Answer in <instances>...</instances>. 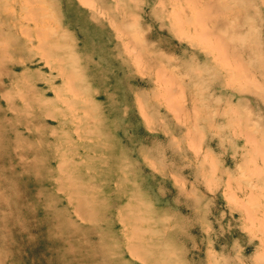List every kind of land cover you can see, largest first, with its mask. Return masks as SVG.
<instances>
[{"label":"rangeland","instance_id":"obj_1","mask_svg":"<svg viewBox=\"0 0 264 264\" xmlns=\"http://www.w3.org/2000/svg\"><path fill=\"white\" fill-rule=\"evenodd\" d=\"M197 1L0 0V264H264V0Z\"/></svg>","mask_w":264,"mask_h":264},{"label":"bare ground","instance_id":"obj_2","mask_svg":"<svg viewBox=\"0 0 264 264\" xmlns=\"http://www.w3.org/2000/svg\"><path fill=\"white\" fill-rule=\"evenodd\" d=\"M26 1V0H25ZM28 1V0H27ZM192 1V0H191ZM195 1H197V0H195ZM238 1V0H237ZM186 2H187V0H186ZM209 2V1H208ZM211 2H213V1H211ZM196 2H192L191 4H195ZM191 4H190V9H192L191 8ZM197 4H198V1H197ZM207 5H208V7L210 6L208 3H206ZM206 4H205V6H206ZM211 4V3H210ZM173 6V5H172ZM204 6V8H206L207 9V6L205 7ZM212 6H213V3H212ZM211 6V7H212ZM181 7V6H180ZM213 7H215V6H213ZM218 6H216V8H217ZM98 8V7H97ZM195 8V7H194ZM203 8V9H204ZM237 8V7H236ZM209 9H210V7H209ZM214 9V8H213ZM213 9H211V11L213 10ZM13 10V9H12ZM198 10V9H197ZM208 10V9H207ZM218 10V9H217ZM216 10V11H217ZM34 11V10H33ZM33 11H31V12H33ZM51 11V10H50ZM14 12V11H13ZM45 12V11H44ZM176 12V11H175ZM197 12V14H198V12H199V10L198 11H196ZM200 12H202V11H200ZM200 12H199V14L197 15V16H200L201 14H200ZM213 12H214V10H213ZM33 13H35V11L33 12ZM36 13H37V11H36ZM185 13V12H184ZM184 13H183V16H184ZM190 13V12H189ZM212 13V12H211ZM216 13V12H215ZM131 14V13H130ZM178 14V13H177ZM177 14H175V15H177ZM186 14V13H185ZM208 14V13H207ZM206 14V15H207ZM213 14V13H212ZM211 14V15H212ZM30 15H31V13H30ZM189 16L187 17V15L184 17V20L185 19H187V18H189L190 17V14H188ZM31 16H33V14L31 15ZM35 16V15H34ZM39 16V15H38ZM178 16V15H177ZM208 16V15H207ZM207 16H206V18H207ZM132 17H133V15H132ZM136 17V16H135ZM187 17V18H186ZM209 17V16H208ZM56 18V17H55ZM201 16L199 17V19H200V21H201ZM215 18V17H214ZM203 19V18H202ZM190 20H191V17H190ZM206 20V19H205ZM37 21V20H36ZM197 21V20H196ZM199 21V20H198ZM197 21V22H198ZM131 22V21H130ZM134 22V21H133ZM133 22H131L130 23V26H131V29L132 30H134V29H136V28H138V25H137V23L136 24H134ZM176 22H179V21H176ZM183 22V21H182ZM181 22V23H182ZM185 22H186V20H185ZM187 22L189 23V19H187ZM191 23V22H190ZM205 23V22H204ZM203 23V24H204ZM187 24V23H186ZM193 24V23H192ZM203 24L201 23L200 25H202L203 26ZM178 27H179V24L177 25ZM182 26V25H181ZM177 27V28H178ZM203 27H205V26H203ZM41 28V27H40ZM207 30V32L205 33V35L207 34H209L210 32H209V30H208V28L207 27H205ZM202 29V28H201ZM182 30V29H181ZM181 30H180V32H181ZM52 32V31H51ZM53 32H55L54 30H53ZM198 33L199 32H201V31H197ZM41 33V32H40ZM202 33V32H201ZM211 34V36L213 35V33L211 32L210 33ZM218 34V33H217ZM233 34V33H232ZM44 35V34H43ZM46 35V34H45ZM44 35V36H45ZM62 35V34H61ZM215 35V34H214ZM235 35V34H234ZM202 36V35H201ZM216 36V35H215ZM187 37V36H186ZM213 37V36H212ZM252 37H253V35H252ZM257 37V36H256ZM44 38V37H43ZM215 38H217V46H219V45H222L221 44V42L220 43H218L219 41H222L223 42V40H225V39H223V40H219L218 38H219V36L217 37H215ZM214 38V39H215ZM221 38V37H220ZM224 38V37H223ZM203 39V38H202ZM205 39V38H204ZM247 39H249V37L247 38ZM255 39H257V38H255V37H253V41L255 40ZM208 40H210L209 38H207V41ZM219 40V41H218ZM245 41H246V39H244ZM214 41V40H213ZM215 41H216V39H215ZM247 41H249V40H247ZM246 41V42H247ZM64 43H66V42H64ZM208 43H210V41H208ZM227 43V42H226ZM248 44H249V42H248ZM210 46H213V45H211V44H209ZM225 46H226V44H224ZM224 45H222V46H224ZM228 45V48H229V43L227 44ZM63 47H66V48H68V45H67V43L66 44H64L63 45ZM249 47V46H248ZM255 47H257V45H255ZM213 48H215V44H214V46H213ZM230 48H231V46H230ZM229 48V49H230ZM243 48H244V46H243ZM253 48H254V45H253ZM234 49V48H233ZM216 50V49H215ZM242 50V49H241ZM238 51V50H237ZM215 52H217V51H215ZM258 52V51H257ZM45 53H46V51H45ZM234 53H236V51L234 52ZM231 54H233V52H231ZM264 54V53H263ZM46 55H47V53H46ZM230 55V54H229ZM237 55H239V53L237 54ZM258 55V54H257ZM237 57V56H236ZM258 57V56H257ZM55 59H56V57H55ZM138 59V58H137ZM262 59V58H261ZM259 61V60H258ZM140 64V63H139ZM260 65V64H259ZM162 69V68H161ZM162 72H163V70H162ZM168 73V72H167ZM67 75V74H66ZM65 75V76H66ZM70 75V74H69ZM171 75V74H170ZM169 75V76H170ZM234 75H236V73H234ZM68 76V75H67ZM237 76H239V75H237ZM71 77V76H70ZM65 78H67V79H69L68 77H65ZM173 78V77H172ZM236 78H238V77H236ZM71 79H72V77H71ZM235 78H233V80H234ZM171 80V79H170ZM172 80H174V79H172ZM171 80V81H172ZM232 80V79H231ZM236 80V79H235ZM234 82V81H233ZM232 82V83H233ZM173 83V82H172ZM251 83H253V85L255 84L256 85V83H254V81L253 82H251ZM258 84V83H257ZM71 85V84H70ZM258 86L259 87H261L260 89H258V90H261L262 89V86L261 85H259L258 84ZM257 89V88H256ZM242 90V89H241ZM263 90H264V88H263ZM262 90V91H263ZM181 92H182V90H181ZM260 93V92H259ZM182 94V93H181ZM264 94V93H263ZM183 97L182 98H184V94L182 95ZM255 98V97H254ZM86 101V100H85ZM84 101V102H85ZM247 102V104L245 105V106H247V105H250V104H248V101H246ZM226 103V102H225ZM229 103V102H228ZM231 104V103H230ZM229 105V104H228ZM230 106V105H229ZM197 107V106H196ZM201 107V106H200ZM246 108V107H245ZM234 109H235V107H234ZM233 108H231L230 110H234ZM122 110H124V105L122 106ZM193 110H196V109H193ZM236 110V109H235ZM222 111V110H221ZM183 112V111H182ZM194 112H196V111H194ZM238 112V111H237ZM250 112V111H249ZM232 113V112H231ZM236 112L234 111L233 112V114H235ZM194 115L196 114V113H193ZM239 114V113H238ZM184 115V114H183ZM194 115H193V117H194ZM197 116V115H196ZM230 116V115H229ZM234 117V116H233ZM194 119V118H193ZM238 119V118H237ZM246 119V118H245ZM213 120V119H212ZM239 120H240V118H239ZM258 120V119H257ZM193 121V120H192ZM247 121H248V117H247ZM178 122V121H177ZM194 122V125L192 124V127H193V129H194V127H195V121H193ZM245 122V121H244ZM192 123V122H191ZM250 125H251V123H250ZM210 126V125H209ZM213 125H211V127H212ZM214 127V126H213ZM196 128V127H195ZM251 128H253V126L251 127ZM214 129V128H213ZM254 129H255V127H254ZM199 130V129H198ZM247 130H249V129H247ZM258 130V129H257ZM194 131H196V132H198L197 130H195L194 129ZM264 130H262V132H263ZM192 132H193V130H192ZM249 132V131H248ZM250 134H251V132H250ZM255 138V137H254ZM200 139H202V138H200ZM261 140V139H260ZM262 141V140H261ZM261 143V142H260ZM263 143V142H262ZM262 145V144H261ZM258 146V148H256V149H260L259 148V146H260V144L259 145H257ZM261 150H264V147H262L261 148ZM257 151V150H256ZM263 152L264 151H262V153L261 154H263ZM256 153V152H255ZM260 154V155H261ZM258 155H259V153H258ZM264 163V162H263ZM212 164V163H211ZM211 164H210V166H211ZM260 166H258L257 168H258V170L259 171H256V172H260V168H259ZM264 166L262 165V168H263ZM212 167H210V169H211ZM215 169V168H214ZM256 170V169H255ZM263 170V169H262ZM209 171V170H208ZM263 171H261V175L262 174H264V172L262 173ZM212 173V172H211ZM253 173V172H252ZM213 174H214V172H213ZM256 174V173H255ZM260 174V173H259ZM247 175V174H246ZM250 175H251V172H250ZM254 175V174H253ZM252 176V175H251ZM257 177H258V175H256ZM210 177H212V176H210ZM240 177V176H239ZM246 178V177H245ZM251 178V177H250ZM239 179V178H238ZM247 179V178H246ZM228 180H229V177H228ZM235 180V179H234ZM249 180V179H248ZM263 181L264 180H262V184H264L263 183ZM235 183V182H234ZM236 185H238V184H236ZM260 186H262V185H260ZM263 187V186H262ZM261 189H263V188H260V190ZM250 190H251V188H250ZM264 190V189H263ZM262 191V190H261ZM249 193H251V192H249ZM249 193H247V194H249ZM256 193V192H255ZM252 194V193H251ZM260 196V195H259ZM261 196H263L262 194H261ZM264 208V207H263ZM123 217V216H122ZM129 217L128 216H126V217H124V219L125 220H127ZM135 220H136V218H135ZM140 222V221H139ZM196 224V223H195ZM123 228H124V226H123ZM133 228H135V227H133ZM130 230V229H129ZM142 230H145V228H143ZM134 232H136L135 230H134ZM145 232V231H144ZM144 232H140V228H139V232L137 233V234H135V233H132L131 231H130V233L131 234H129V238H130V236H132L131 238L133 239V242H134V247L132 246V248H128L129 250L130 249H132V250H130L131 252H133L135 255H137V256H135V257H138L139 259V261H140V263L141 264H160V263H157L156 261H154V258H153V256H152V254H151V252H152V248H153V244H147L146 243V238H145V236H144ZM127 239V238H126ZM130 244V243H129ZM133 248L135 249V250H133ZM128 250V251H129ZM134 257V256H133ZM261 263V262H260Z\"/></svg>","mask_w":264,"mask_h":264}]
</instances>
